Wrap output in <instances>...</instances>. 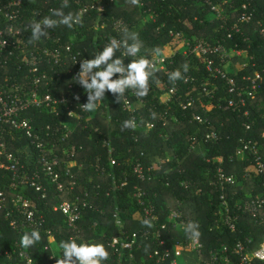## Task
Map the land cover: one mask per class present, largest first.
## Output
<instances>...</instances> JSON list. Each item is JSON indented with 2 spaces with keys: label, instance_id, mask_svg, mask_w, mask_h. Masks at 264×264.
Masks as SVG:
<instances>
[{
  "label": "trees",
  "instance_id": "1",
  "mask_svg": "<svg viewBox=\"0 0 264 264\" xmlns=\"http://www.w3.org/2000/svg\"><path fill=\"white\" fill-rule=\"evenodd\" d=\"M242 1L234 0L235 7L240 6ZM103 2L105 10L101 16L93 11L83 18V25H76L72 29L63 25L49 29V34L40 42H55L51 39L52 36H59L60 39L57 42H73L76 51H83L90 59L95 52L103 50L105 42H108L111 36L121 38L123 33H118L113 28V21L117 18H125L129 22L127 31L138 33L142 41L140 56H152L155 48L163 50L166 46H174L181 42L183 38L188 42L204 38L207 42H223L229 49L247 50L252 56L251 62L255 63L249 71L257 69L264 76V37L260 33L264 25V0L251 1V8H256L254 19L241 23L240 31L233 30L231 27L241 11L231 12L228 8L232 17L222 26V20L207 18L210 8L203 0H140L142 5L139 6L130 4L128 0H116V2L103 0ZM61 4L62 2L55 0H49L48 5L43 0L40 1V6L44 10H48L49 6L55 9L60 8ZM68 4L69 7L63 9L65 13L77 12L75 2ZM29 5L31 9L35 7V4ZM149 13L154 14L155 20L143 21ZM194 36L196 38H193ZM131 59L133 58L126 57L125 63H129ZM185 62L189 65V71L184 73V76H190L192 79L189 82L177 80L174 84L170 83L169 73L177 69L183 71L182 66ZM13 69L14 66L9 68L10 71ZM238 70H236L237 74L235 73L237 78L249 72L246 68ZM113 78L116 76L114 75ZM156 79L159 81L158 84L155 82ZM0 80L4 81V76H1ZM13 80L14 78H11L9 81ZM66 81L64 79L56 83L57 80H54L53 83L61 88L66 86ZM214 83L217 84V89L215 96L211 97L206 94L204 87L212 89ZM172 85H177L179 88L177 97L173 98L172 110L177 113L181 122L173 121L174 118H172L174 123L163 127L157 115L155 119L152 118L149 108H154L157 113L167 111L164 93H167L168 86ZM77 87L81 93L85 92L81 85L78 84ZM193 87L195 89L192 94L200 95L204 104H209L211 101L212 108L207 111V116L212 125L211 128L216 129L222 136L218 142H207L200 153L188 152V139L198 127V135L202 136L207 130V125L191 122L190 113L182 111L179 106V101H186L187 92ZM85 95L87 96V93ZM228 96V89L223 78L215 77L195 55H185L176 50L167 59V69H160L155 74V79L150 82L149 94L144 97L147 105L140 108L141 112H135L138 113L136 118L140 122V127H136L135 130H121L122 122L132 117L124 108L123 100L121 103L117 102L111 92H106L104 100L99 102L98 109L81 120L62 115L64 121L70 119L73 127L71 138L63 144L74 149V158L84 165L80 170L78 167L74 168L76 178L81 185L77 192L88 191L92 203L91 207L85 209V218L80 221L86 237L94 238V242L97 243H105L110 234L96 236L91 225L93 221H97L100 226L99 231L113 233L117 229L114 222L117 206L127 229L136 230L144 227L140 219L134 220L131 215L133 205L135 208L137 205L133 193L135 187L139 186L146 192L143 196L144 200H151L156 205L160 216L159 223L164 224L162 229L170 242L189 237L185 227H174L173 221L167 219L170 208H177L183 212L185 226L189 221H195L198 224L201 234L199 237L205 248L220 247L222 244L234 246L237 241H245L247 238H252V247L259 246L264 240V221L261 220L264 219V208L260 211V219L256 222L257 219L244 212L237 203L241 198L254 197L256 192L264 195V186L261 183V177L256 176L252 179L243 177L252 158L251 156L237 158L236 151L241 137L255 139L264 151V79L261 89L249 101L250 116L248 117L219 107V103L225 102ZM131 99L136 103V96L131 95ZM200 106L198 104V107ZM172 110L167 113L170 118L173 116ZM33 114L37 126L59 123V117L53 114L39 110ZM148 120L155 123L154 128L144 127ZM245 121L252 124L250 130L246 129ZM6 135L9 148L14 150L28 143L27 139L21 141L10 139L11 133ZM110 155L117 159L116 164L111 163ZM217 156H222V161L217 160ZM137 159H141L146 168L150 165L155 168L150 178L141 180L134 173L133 165ZM219 165L224 167L226 173L235 174L241 184L219 187L216 183V170ZM5 174L7 177H0L2 188L7 187L3 183H9L11 178V172L5 171ZM124 181L126 184L116 190L112 189L114 183L121 185ZM168 181H170L169 184H167ZM182 181L188 182V187L183 186ZM14 190L24 192L33 198L37 197L31 189ZM222 195L228 201L231 215L238 216L234 231L222 219L220 213L223 207ZM54 216L58 218L59 224L64 223V218L59 213ZM1 227L0 245L10 248L16 256L17 247L13 244L15 240H20L19 233L8 220L3 219ZM56 236L60 240H65L67 233H56ZM43 239L46 238L43 237ZM153 246L152 241H147L144 249L136 251L137 259H140L142 255L147 256ZM30 249L36 264H56L49 259V252L44 250V243L35 244ZM111 262L115 260L112 259Z\"/></svg>",
  "mask_w": 264,
  "mask_h": 264
},
{
  "label": "built area",
  "instance_id": "2",
  "mask_svg": "<svg viewBox=\"0 0 264 264\" xmlns=\"http://www.w3.org/2000/svg\"><path fill=\"white\" fill-rule=\"evenodd\" d=\"M40 1L42 2V0H0V77L4 76V81L0 80V177H7L5 171L11 172L10 182L3 183L7 187H0V232H2L3 219L10 222L20 237L26 232L30 233L34 228L38 229L42 239L36 244L44 243V250L49 252V259L56 263L62 257L59 243L64 241L58 239L56 233L66 232L65 240L75 238L78 243L94 242V238L86 237L84 228L80 224L85 218V209L92 206L88 191L77 192L81 185L76 178L74 168L78 167L80 170L84 165L74 158V149L63 144L71 138L73 127L70 119L64 121L61 117L65 114L67 118L81 120L91 113L83 109L82 104L87 102V96L85 92H80L77 87L79 83L74 79L80 71L81 61L89 58L83 51H76L73 42H57L60 37L56 35L51 38L55 42H40L43 37L39 41L29 42L30 22L50 16L51 10L55 9L49 6L48 10H44L40 6ZM48 1L43 0L46 5ZM55 1L62 2V0ZM251 1L243 0L240 6L235 7L234 0L226 2L203 0L216 15L215 18L222 20V26L232 17L231 12L241 11L231 27L236 31H240L241 23L254 19L256 8H251ZM69 2H75L77 11L83 13V18L93 11L101 16L105 10L103 0H68ZM29 4H35V7L31 9ZM113 28L118 33H123L124 30L129 29V22L125 18H117L113 21ZM260 33L264 37V25ZM229 35L231 36V33ZM112 37L120 39L118 36L110 38ZM107 43L109 41L105 42V45ZM185 44L187 50L181 52L185 55H195L215 77L225 80L229 96L225 102L219 103V107L239 112L245 117L250 116L249 101L261 89L264 76L257 69L249 71L255 63L251 62L252 56L247 50L229 49L223 42H207L204 38ZM168 57L162 53L157 67L167 69ZM147 58L151 59L152 56ZM12 66L14 69L10 71L9 68ZM231 66L235 67L233 72L229 69ZM245 68L249 72L237 78L236 70ZM115 76L118 78L119 74ZM11 78L14 80L9 81ZM64 79L67 80L65 87L60 88L53 83L54 80L58 83ZM191 79L192 77L187 76L185 82ZM213 86L212 89L204 87L206 94L211 97L215 96L217 89V84L214 83ZM194 89L195 87L187 92L186 101H179V106L182 111L190 113L191 122L207 125V130L202 136L198 135V127L188 139V152L200 153L207 142H218L222 136L216 129L211 128L207 116V111L212 108L211 101L209 104H204L200 95L192 94ZM178 92L177 85L168 86V96L164 102L167 111L157 113L154 108H149L150 113L157 114L163 127H168L174 123L173 121L181 122L177 113L172 110L173 98L177 97ZM131 95H133L131 91L126 93L127 103L123 105L130 112L137 127H140V122L136 118L138 113L135 112H141L140 108L146 107L147 100L144 98L138 100L136 97V104L131 99ZM198 104L201 106L198 107ZM36 110L59 117V123L37 126L33 114ZM169 110H172L171 118L167 114ZM244 125L247 130L252 128V124L248 121H245ZM154 126L155 123L148 120L144 127L151 129ZM6 133H11L10 139L17 141L27 139L28 143L16 150L9 148ZM247 156H251L252 160L245 169L243 177L246 179L261 177L264 186V151L255 139L241 137L236 157L243 159ZM109 159L112 164L117 163V159L112 155ZM222 159V156H217V160L222 161ZM133 171L141 180H145L153 175L155 168L152 165L146 168L141 159H137ZM216 171V183L219 187L241 184L237 176L226 173L222 165H219ZM169 183L170 181L167 182ZM124 184L126 181L121 185L114 183L112 189L116 190ZM181 184L185 187L189 185L186 181H182ZM14 189H31L37 197L33 198ZM144 195L146 192L136 186L133 196L137 200L136 208L140 216H135L134 210L131 215L134 220L152 219L153 227L127 229L118 206L114 213L117 229L113 233L99 231V222L93 221L91 228L96 236L110 234L109 239L103 242L111 254L105 264H181L179 257L186 260L184 264H264V240L256 248L252 247V238L237 241L234 246L222 244L220 247L208 248L204 247L200 237L197 240L188 237L170 242L163 232L164 224L159 223L160 216L156 205L151 200H144ZM222 200L223 207L220 210L222 219L234 231L238 216L231 215L224 195ZM237 204L258 222L259 213L264 208V195L256 192L254 197L241 198ZM56 213L63 216V224H59L58 218L54 216ZM167 219L173 221L174 227H185L183 212L180 209L170 208ZM147 241H152L154 246L148 251L147 256L142 255L137 259L136 251L144 249ZM13 245L17 247L16 256L10 248L0 245V264H36L30 248L21 247L20 240H15ZM112 259L115 262H111Z\"/></svg>",
  "mask_w": 264,
  "mask_h": 264
},
{
  "label": "clouds",
  "instance_id": "3",
  "mask_svg": "<svg viewBox=\"0 0 264 264\" xmlns=\"http://www.w3.org/2000/svg\"><path fill=\"white\" fill-rule=\"evenodd\" d=\"M128 2L132 5H140V0H128ZM67 7H69L68 0H62L61 7L51 10L50 16L32 20L29 24L31 31L29 42L39 41L49 34V29L61 25L69 29L76 25H83V13L79 11L65 13L63 9ZM142 47L143 44L138 33L124 30L120 39L110 38L109 43L103 47L102 51L95 52L93 58L81 61L80 71L74 79L87 93V102L82 104L85 111L96 110L99 102L104 100L106 92H111L119 103L122 100L127 103L126 93L128 91H131L138 100H142L149 94L150 82L160 71L157 65L162 58V50L155 48L152 58L149 59L139 55ZM126 57L133 59L126 64ZM182 68L183 71L177 69L169 73L170 83L186 80L184 73L189 71L188 63L185 62ZM115 74H119L118 78H113ZM155 82L158 84V79ZM151 115L155 119L157 114L151 113ZM136 127L134 119H127L122 122L121 130H135ZM140 223L148 228L153 227L152 219L141 218ZM185 232L193 240H197L201 235L195 221L187 223ZM41 239L40 231L34 228L30 233L26 232L21 236L20 245L23 248H31ZM59 247L62 250V257L57 260L56 264H105L111 255L103 243H78L75 238L60 241Z\"/></svg>",
  "mask_w": 264,
  "mask_h": 264
},
{
  "label": "rangeland",
  "instance_id": "4",
  "mask_svg": "<svg viewBox=\"0 0 264 264\" xmlns=\"http://www.w3.org/2000/svg\"><path fill=\"white\" fill-rule=\"evenodd\" d=\"M116 1V0H115ZM227 0H222V2H226ZM142 5V4H140ZM215 14L210 10V13H208L207 15V18L210 19V20H214L215 19ZM147 20H152L154 21L155 20V16L153 13H149L147 14L145 17H144V20L143 21H147ZM105 26V25H104ZM183 35V34H182ZM193 38H196L195 36ZM186 42H188L187 40H185L184 38L182 39L181 42H178L177 44H175L174 46H166L163 50H162V53L165 54L166 56H169L170 54H172L174 51L176 50H179V51H185L187 50V47H186ZM234 66H231L229 67L230 71H233L234 70ZM165 96H168V93H164ZM99 107V106H98ZM98 109V108H97ZM92 112V111H91ZM132 209L134 210L135 212V216H140L139 213L137 212V208L132 207ZM179 262L181 264H184L186 263V260L183 258V257H179L178 258Z\"/></svg>",
  "mask_w": 264,
  "mask_h": 264
}]
</instances>
